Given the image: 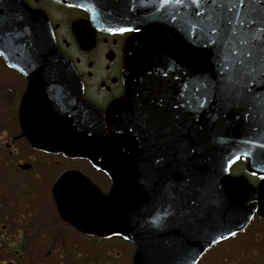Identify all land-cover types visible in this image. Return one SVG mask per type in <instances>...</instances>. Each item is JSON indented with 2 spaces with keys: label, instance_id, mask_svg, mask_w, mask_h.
<instances>
[{
  "label": "water",
  "instance_id": "1",
  "mask_svg": "<svg viewBox=\"0 0 264 264\" xmlns=\"http://www.w3.org/2000/svg\"><path fill=\"white\" fill-rule=\"evenodd\" d=\"M61 1L91 11L104 8L114 18L128 16V28L138 30L124 47L127 92L105 115L58 111L59 99L43 96L44 111L59 124L43 148L56 139L67 154L89 158L112 178L104 195L78 171L63 176L54 188L62 214L81 230L100 236L121 233L134 241V264H194L215 236L240 227L255 211L264 215V181L254 188L245 176L227 173L232 162L248 157L247 171L264 175V73L258 69L256 83L247 78L237 82L239 73L227 79L222 64L231 61L228 42L235 37L228 32L209 37L190 28L192 9L185 4ZM10 4L0 0L5 58L29 44L28 57L59 60L51 68L68 69L69 58L52 37L31 27ZM251 7L260 11L254 3ZM164 84L170 88L167 104L161 108L163 95L158 94L155 108L151 87ZM245 85L252 92L241 101L236 93ZM75 95L80 98L78 91ZM180 156L187 158L181 161ZM185 174L189 184L217 178L199 214L177 205L186 191L179 186Z\"/></svg>",
  "mask_w": 264,
  "mask_h": 264
},
{
  "label": "flooded vegetation",
  "instance_id": "2",
  "mask_svg": "<svg viewBox=\"0 0 264 264\" xmlns=\"http://www.w3.org/2000/svg\"><path fill=\"white\" fill-rule=\"evenodd\" d=\"M26 1L49 15L57 43L73 57L88 100L105 110L123 95V46L130 32L99 31L87 22V12L53 0ZM76 32L94 34L96 46L82 50ZM0 77V264H61L68 251H60V245L83 237L60 218L53 186L66 171L79 169L106 191L105 175L86 160L43 149L40 136L50 120L43 115L42 87L29 86L21 72L1 63ZM248 229L246 235L215 245L210 259L219 260L215 264H264V220L255 219Z\"/></svg>",
  "mask_w": 264,
  "mask_h": 264
},
{
  "label": "snow or ice",
  "instance_id": "3",
  "mask_svg": "<svg viewBox=\"0 0 264 264\" xmlns=\"http://www.w3.org/2000/svg\"><path fill=\"white\" fill-rule=\"evenodd\" d=\"M162 3L191 7L188 24L190 28L198 27L202 34L209 37L215 34L219 38L228 32L235 37L228 42L231 61L222 64L229 81L239 73L240 80L237 82L247 78L256 83L258 69L264 73V14H261L264 12V0H162ZM253 3L259 6V12L251 7ZM251 92V88L245 85L236 96L244 101Z\"/></svg>",
  "mask_w": 264,
  "mask_h": 264
},
{
  "label": "rangeland",
  "instance_id": "4",
  "mask_svg": "<svg viewBox=\"0 0 264 264\" xmlns=\"http://www.w3.org/2000/svg\"><path fill=\"white\" fill-rule=\"evenodd\" d=\"M3 78L4 77H0V81H2ZM0 85L3 86L4 82L2 81ZM45 209L46 207L40 208L41 211H44ZM261 233L262 232H260V234ZM72 241L75 246L72 245ZM90 242L92 245L89 249H86L88 242L82 244L83 239L78 237L73 238L70 245L68 244L69 242H67L66 245H60V251H68L61 264H132L134 247L131 244L119 242L117 239L105 242L92 240ZM211 257L212 256L208 259ZM208 259L204 260L202 264H215L219 262V260H215L214 258L210 260Z\"/></svg>",
  "mask_w": 264,
  "mask_h": 264
}]
</instances>
